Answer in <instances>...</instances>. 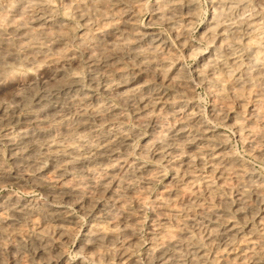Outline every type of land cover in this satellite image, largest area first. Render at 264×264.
Returning <instances> with one entry per match:
<instances>
[{"label": "bare ground", "instance_id": "1", "mask_svg": "<svg viewBox=\"0 0 264 264\" xmlns=\"http://www.w3.org/2000/svg\"><path fill=\"white\" fill-rule=\"evenodd\" d=\"M205 1L0 0V264H264V0Z\"/></svg>", "mask_w": 264, "mask_h": 264}, {"label": "rangeland", "instance_id": "2", "mask_svg": "<svg viewBox=\"0 0 264 264\" xmlns=\"http://www.w3.org/2000/svg\"><path fill=\"white\" fill-rule=\"evenodd\" d=\"M152 0H147V4H150ZM197 3H198V7H199V17H197V21H198V24L197 26L195 27V31L193 33V38L199 33V31L201 30V28L204 26V21L205 19L207 18L208 16V7H207V3L205 0H195ZM205 16V17H204ZM149 17V14L147 11H143L141 13V15L139 16V24L140 25H145L146 24V21ZM144 19V20H143ZM74 19H72V22L75 23V25H78L77 21H73ZM204 20V21H203ZM144 21V22H143ZM200 21V22H199ZM165 27L161 24H156L155 25V29L158 31V32H162L164 34H167L165 29ZM194 61H188L187 62V65H191L193 64ZM203 91H199L198 90V93H199V102L203 105V106H207L209 101L205 95V93ZM203 99V100H202ZM227 134H228V137L230 139V141L232 143H235V139H234V136L232 135V133L230 132L229 129H227ZM238 153L239 155H241L246 161H250L249 163L255 168L257 169L261 175H263L264 177V162L262 160H258L256 157H254L253 155H250L248 152L245 151V149L241 146L240 143H238ZM256 158V159H255ZM263 168V169H262ZM9 189V191H8ZM13 192H12V191ZM3 191V192H2ZM9 192V193H13L14 195L18 196V197H21V198H41V193L35 189H30L29 191H23L21 190V188L17 187V186H13L11 184H7L5 185L4 187H0V196L4 195V193L6 192ZM11 191V192H10ZM21 193H20V192ZM24 192V193H23ZM26 196V197H25ZM253 209H249V211H252ZM73 250H74V245L73 244H69L67 247H66V254L68 255V257L70 259L74 258V253H73Z\"/></svg>", "mask_w": 264, "mask_h": 264}]
</instances>
